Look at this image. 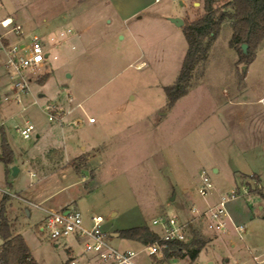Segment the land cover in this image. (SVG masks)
<instances>
[{"label": "rangeland", "instance_id": "374dc122", "mask_svg": "<svg viewBox=\"0 0 264 264\" xmlns=\"http://www.w3.org/2000/svg\"><path fill=\"white\" fill-rule=\"evenodd\" d=\"M155 1L0 0V21L15 15L23 32V37L6 35L0 27V156L5 143L13 153L11 163L0 160V202L9 196L12 234L25 238L37 264H66L83 253L82 243L73 237L54 242L39 231L49 212L65 206L78 210L87 225L92 216H102L110 244L140 251V243L114 233L136 227L156 231L153 220L167 214L187 217L189 208L205 201L198 194L203 172L221 192L237 185L233 174L213 172L211 149L218 141L211 133L224 122L227 92L235 95L248 85L244 98L257 96L264 85V54L251 64L240 63L226 25L207 61L195 69L189 93L167 110L165 87L176 82L187 52L184 27L205 13L204 0ZM172 16H184V26L170 22ZM68 28L74 37L52 46L50 36ZM35 35L46 38L47 68L28 92H17L4 43L29 44ZM50 104L69 112L63 124L49 121ZM89 117L96 122L89 123ZM79 120L81 125L72 124ZM26 123L36 128L28 140L16 131ZM218 126L222 138L216 145L224 148L228 135ZM80 154L86 162L75 161L84 166L77 173L69 162ZM249 180L241 176L238 183L251 184ZM263 197L264 187L228 206L235 222L246 225L244 239L229 225L196 262L181 258L172 259L173 264H257L253 256L264 260ZM206 234L202 237L208 241Z\"/></svg>", "mask_w": 264, "mask_h": 264}, {"label": "built area", "instance_id": "2783aa9c", "mask_svg": "<svg viewBox=\"0 0 264 264\" xmlns=\"http://www.w3.org/2000/svg\"><path fill=\"white\" fill-rule=\"evenodd\" d=\"M159 1L156 0V2ZM0 27L7 30L6 35L14 34L16 37H23L22 27L13 18L1 20ZM74 35L70 28L61 29L55 31L49 41L52 46H61L72 39ZM3 38L1 37L2 41ZM4 50L7 55V68L16 77L14 80L15 90L28 92L29 85L39 79L42 69L47 68L46 61L50 54L46 38L35 35L29 44L4 43ZM23 51L25 54H21ZM26 70L31 71L29 76L24 75L23 72ZM18 103H21L20 99H18ZM46 112L51 123L61 124L69 114L54 104L47 105ZM88 122L93 124L96 119L89 117ZM72 124L79 126L81 121H75ZM3 126L4 124H0V128ZM35 130V126L29 123H26L24 127L16 128L17 133L26 140L33 136ZM32 175L34 176V174ZM255 176H251L252 180H249L250 183L252 182L251 184L241 182L228 192H218L211 177L203 172L200 177L198 194L205 201L215 194L216 200L203 207L193 205L189 209L188 217L167 214L154 219L152 226L159 238L150 244H141L140 251L120 250L113 246L104 229V218L99 215L92 216L87 225L83 214L78 210L49 212L39 231L54 242L73 237L76 243H82L83 253L80 256H71L66 264H170L171 261L166 259V252L170 250L171 245L178 242L189 243L196 234L203 236V233L208 231L218 235L226 232L228 226L231 225L239 238L244 239L246 225L235 222L228 206L241 197L250 195L251 190L257 192L264 187V179ZM253 259L257 264L264 262L257 256H253Z\"/></svg>", "mask_w": 264, "mask_h": 264}, {"label": "trees", "instance_id": "16d2710c", "mask_svg": "<svg viewBox=\"0 0 264 264\" xmlns=\"http://www.w3.org/2000/svg\"><path fill=\"white\" fill-rule=\"evenodd\" d=\"M219 1L221 0H204L205 13L195 21L186 23L184 27L187 52L176 82L165 87L167 110L172 109L189 93L195 69L207 61L214 42L226 25L232 30L230 46L238 52L240 63L251 64L264 42V0H228L222 7H217ZM243 44L248 46L246 52L242 49ZM246 73L247 71L243 72V76ZM12 154L5 143L0 160L9 164L12 162ZM76 160L85 161V157L82 155L70 162L80 173L84 166L76 164ZM8 200L9 196L5 195L0 202V237L3 240L0 246V264H37L25 238L12 234L7 214ZM119 234L124 239L145 245L159 238L158 233L149 227L126 229ZM207 245L208 241L201 234H196L189 243L172 244L166 252V259L170 262L172 259L188 258L191 262H196Z\"/></svg>", "mask_w": 264, "mask_h": 264}, {"label": "crops", "instance_id": "0c3cea01", "mask_svg": "<svg viewBox=\"0 0 264 264\" xmlns=\"http://www.w3.org/2000/svg\"><path fill=\"white\" fill-rule=\"evenodd\" d=\"M155 3L157 2L155 1ZM9 17L17 22V17L15 15L7 16L3 19ZM175 17L176 16H172L171 18ZM180 18H184V16H181ZM7 42L8 43L5 44H9L8 40ZM263 52L264 46L261 45L254 62L258 60L261 54H264ZM247 70L249 71V66L247 67ZM250 90L251 89L248 85H243V90L235 95H229L228 92L226 93L227 101L224 104V107L226 108L224 111V122H219L218 124L225 129V135H228L229 144L224 148L222 145H216V143L222 138V135H219L218 124H215L216 129L213 127L211 133V136L218 141L211 149V164L213 165V172L215 174H218L222 170L229 172L234 175L237 184L241 176L251 177L252 175H256L262 177L264 173V85L262 88L257 89L256 92H258V94L253 99L244 98L242 93L250 92ZM218 112L219 110L215 112L214 115H218ZM83 154L71 159L70 162ZM216 191L220 192L217 188ZM181 195L192 201V196L187 190H181ZM215 200L216 196L214 194L209 197L207 201H202L201 207L205 206L207 203H213ZM69 210L70 209L66 206L63 208V211ZM188 216L189 211L187 217ZM233 218L235 220L237 219L235 215H233ZM205 236L208 237L207 247L219 237L217 234H206ZM172 263L173 262L171 261L170 264ZM210 264L212 263L210 262ZM227 264H230L229 260H227Z\"/></svg>", "mask_w": 264, "mask_h": 264}, {"label": "water", "instance_id": "95a60500", "mask_svg": "<svg viewBox=\"0 0 264 264\" xmlns=\"http://www.w3.org/2000/svg\"><path fill=\"white\" fill-rule=\"evenodd\" d=\"M169 20H170V22H172L174 25H176L179 28H182L184 26V24H185L184 20L182 18H179V17L170 18ZM247 48H248L247 44H243L242 45V49H243L244 52L247 51ZM243 71L246 72L247 71V67H244ZM17 173H18V169L14 168L13 175L15 176ZM173 199H174V197L172 198V200ZM113 236L119 237L120 234L119 233H114Z\"/></svg>", "mask_w": 264, "mask_h": 264}, {"label": "bare ground", "instance_id": "6f19581e", "mask_svg": "<svg viewBox=\"0 0 264 264\" xmlns=\"http://www.w3.org/2000/svg\"><path fill=\"white\" fill-rule=\"evenodd\" d=\"M140 69V68H139Z\"/></svg>", "mask_w": 264, "mask_h": 264}]
</instances>
